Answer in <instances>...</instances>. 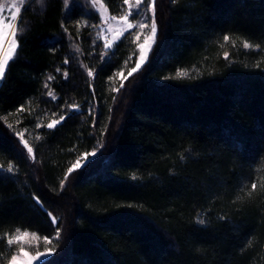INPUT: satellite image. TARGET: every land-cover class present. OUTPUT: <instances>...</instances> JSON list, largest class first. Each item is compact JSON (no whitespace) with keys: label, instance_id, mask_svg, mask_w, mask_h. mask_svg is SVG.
Wrapping results in <instances>:
<instances>
[{"label":"trees","instance_id":"trees-1","mask_svg":"<svg viewBox=\"0 0 264 264\" xmlns=\"http://www.w3.org/2000/svg\"><path fill=\"white\" fill-rule=\"evenodd\" d=\"M17 21L0 81V264L18 229L57 228L47 264H264V0H156L151 55L122 83L133 39L105 49L85 0H28Z\"/></svg>","mask_w":264,"mask_h":264},{"label":"rangeland","instance_id":"rangeland-1","mask_svg":"<svg viewBox=\"0 0 264 264\" xmlns=\"http://www.w3.org/2000/svg\"><path fill=\"white\" fill-rule=\"evenodd\" d=\"M27 1L28 0H24V3L21 4L20 0H0V5H3V7L0 8V17H2V19H0V59H3L9 53L10 45L13 39V30L16 27V22L21 9ZM37 1L40 2V0ZM67 2H69V0H67ZM85 2L98 13L100 24L97 28V36L103 42L105 49H112L120 38H122L126 33H129L130 37L133 39L135 50L137 52V59L134 68L137 67V63L141 59V45L145 46L143 51L146 55L147 62L156 40V35L153 37L152 34L153 12L149 10L152 0H141V3L139 4H137V0H125L124 9L120 14H111L103 4L102 0H85ZM17 9H19V12L14 18L12 13ZM129 25H132V28H129ZM141 25H144V27H141ZM109 44L111 46L106 48L105 46ZM131 71L132 69L127 72H118L116 74L115 81L122 83L130 76L129 73ZM59 120L60 119L49 120L47 122V126L48 124L53 123V121L58 122ZM27 133L25 131L18 132L24 141V146L27 145L25 148L28 150L29 145L26 142L30 133ZM99 149L100 147L93 149L89 153L83 154L72 164L71 168L73 165L77 164V162H79L81 167H78L75 170H79L84 167L86 164L85 160L89 162L97 154ZM29 154L31 155V153ZM33 233L35 232L28 230L17 231L9 237V240L13 241L11 245L14 246L15 250L12 256L17 257L16 264H47L55 255L56 251L54 248L56 241L60 238V233L58 238L57 233L50 238H41L36 233L33 235ZM18 236L21 237L20 240L15 239ZM21 249H23L24 253H27V255L21 253ZM11 257L7 264H10ZM33 257H35V259H32Z\"/></svg>","mask_w":264,"mask_h":264},{"label":"snow or ice","instance_id":"snow-or-ice-1","mask_svg":"<svg viewBox=\"0 0 264 264\" xmlns=\"http://www.w3.org/2000/svg\"><path fill=\"white\" fill-rule=\"evenodd\" d=\"M20 3L23 4V3H24V0H20ZM139 3H141V0H137V4H139ZM65 4L67 5V0H65ZM154 6H155V0H152V4L150 5L149 10L153 12V22H152V34H153V37H154V36L156 35V33H157V25H156L155 18H154ZM2 7H3V5H0V8H2ZM18 12H19V9H17L15 12H13V13H12V16L15 18V17L17 16V13H18ZM0 19H2V17H0ZM128 27H129V28H132V25H129ZM141 27H144V25H141ZM18 29H19V21H17V27H16V29L13 30V33H12V35H13V39H12V43H11V45H10L9 53H8L3 59H0V79H3L4 74H5V67H6L8 61L12 58V55L14 54L15 49L18 47V45H17V41H16V36H17V30H18ZM224 39L227 40L228 37L225 36ZM110 46H111V45L109 44V45H106L105 47L107 48V47H110ZM140 47H141V50H142V52H141V59H140V61L137 63V67H136V68H133L132 71L129 73L130 76H131L133 73L137 72V71L140 69V67L143 65V63L146 62V55H145V53H144V51H143V49L145 48V46H144V45H141ZM244 47H245V48H249L250 45H249L247 42H245V43H244ZM65 63H67V61H65ZM177 74H178V75H181V76L186 75V73H184V72H178ZM89 75H91V73H89ZM122 86H123V85H122ZM73 107H74V106H73ZM64 119H65L64 116H61V117H60V121H61V122H62ZM56 123H59V122H57V121H53V123L48 124V128H49V129L53 128L54 125H55ZM25 146H27V145H25ZM32 151H33V149L29 147V148H28V152H29V153H32ZM85 163H87V160H85ZM78 167H81V165L79 164V162H77V164L73 165L72 168H69V169H68V174H71V173H72L76 168H78ZM10 170H11V169H9V171H10ZM66 179H67V175H66V177H65V180H66ZM64 183H65V181L62 180V181H61V185L63 186ZM252 187L255 188L256 185L253 183ZM37 202H39V201H38V198H37ZM199 222H200V223H203V221H199ZM56 223H57V220L53 217V224L55 225ZM17 231H19V229H18ZM56 231H57V238H58V237H59V233H60L61 230H60L59 228H57ZM33 235H35V233H33ZM15 239H16V240H20L21 237L18 236V237H16ZM46 239H47V238H46ZM8 243L11 245V244L13 243V241H12V240H9ZM20 251H21V253H24V250H23V249H21ZM24 254L27 255V253H24ZM32 259H35V257H33ZM16 262H17V257H16V256H12V257H11L10 264H16Z\"/></svg>","mask_w":264,"mask_h":264}]
</instances>
